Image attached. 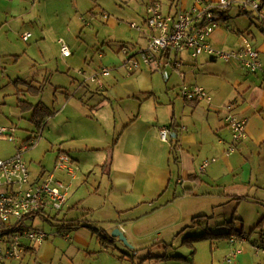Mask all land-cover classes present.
<instances>
[{
	"label": "crops",
	"instance_id": "crops-1",
	"mask_svg": "<svg viewBox=\"0 0 264 264\" xmlns=\"http://www.w3.org/2000/svg\"><path fill=\"white\" fill-rule=\"evenodd\" d=\"M149 1L141 14L145 25ZM74 3V9L80 11L77 12L80 19L82 17L83 20L89 11L94 14L96 3L93 0H74ZM33 4L30 6L28 0H0V46L3 48H0V65L5 64V58L22 55L20 51L15 52L10 48L15 41L17 45L28 44V47L24 45V54L32 58L34 45L29 42L34 39L37 43V3ZM193 6V0H168L164 1L163 10L165 14L174 15L180 9L190 10ZM230 11L211 39L212 46L219 52L237 51L248 40L246 34L253 35L249 29L252 24L248 28L247 24L236 26L235 31L230 27V20L233 25L235 21L244 19L241 15H253V12L237 10L233 15ZM39 13L38 17L43 23L44 19ZM99 19L110 21L104 10ZM259 21L264 24V20ZM112 23L115 26L117 21ZM138 31L147 44L150 31ZM25 33L32 34L27 41L22 39ZM253 37L255 41L251 44L260 53L262 66L255 74L243 70L237 60L225 62L208 55L193 58L188 52H172L168 54L170 66L164 73L142 67L128 76L122 67V45L117 50H106L105 57L100 60L99 71L91 70L90 75L79 71L83 76L82 82H66V86L55 87L64 92H61V97H58V91L54 92V107L57 108L50 109L53 114L44 127L49 120H53L55 126H60V131L51 132L53 140L44 142V145L59 149L54 163L60 154H66L80 173L74 180L57 173V177L70 186L64 208L71 197V189L82 179V171L90 174L93 168L100 170L102 177L96 193L92 195L99 204L96 208L88 206V211L110 210L115 215L128 216L129 222L152 217L162 210L180 206V203L216 201L217 196L229 199L228 203H237V206L242 202L249 203L251 190L264 188V29ZM103 67H108L111 74L103 78L104 89L99 90L95 86L92 93L87 77L96 75ZM29 77L32 79L24 81L37 85V74ZM18 79L21 78L15 80ZM184 85L205 89L212 98L211 103L186 101L181 95ZM40 99H33L32 102L37 104ZM229 115L248 121L246 138L237 145L236 152L231 156L227 155L232 145V133L226 120ZM162 125L175 126L170 143L160 139L159 128ZM43 129L36 133L34 131L36 136L27 138L23 143L39 137L38 145L43 139ZM15 142L16 136L12 143ZM21 148H15L17 153ZM253 156L259 157V163L253 164ZM211 159H216V162L207 168L204 177H199L203 162ZM43 170L37 174V178L46 173L47 170ZM220 171L238 177L226 182L220 176ZM206 209L207 206L193 208L190 217L205 213ZM136 211L139 213L135 214ZM179 216L174 209L168 218L167 222L172 223L169 224L171 228L175 227L171 232L186 225L178 219ZM198 216L206 217L205 214ZM114 217L108 220L112 226L105 231L111 233L120 227L135 247L147 245L142 241V232H133V224L129 228V222L122 223L113 220L117 219ZM59 233L64 238V232ZM162 238L163 235L158 238L159 241ZM68 240L79 246L90 245L89 233L84 230L77 231L74 237L70 232ZM248 242L247 237L239 239L236 244H231L227 239H209L194 244L182 241L191 252L185 256L188 260L179 261L180 264H264V246L260 248L252 241L249 242L250 246ZM43 244L35 245L28 253L37 250V260L49 263L56 247L48 242L46 253L41 256L39 250ZM237 249L242 253L236 254ZM166 256L158 255L157 263L161 264L159 260L164 261L163 257Z\"/></svg>",
	"mask_w": 264,
	"mask_h": 264
},
{
	"label": "rangeland",
	"instance_id": "rangeland-1",
	"mask_svg": "<svg viewBox=\"0 0 264 264\" xmlns=\"http://www.w3.org/2000/svg\"><path fill=\"white\" fill-rule=\"evenodd\" d=\"M93 1L96 3L93 9L94 14L89 11L82 20V17L80 19V16L77 15V12L80 13V11L74 9V0H28L30 6L37 3V43L34 39L29 42L30 45H34L32 58L24 54V45L28 47V44L22 42L23 45H17L15 41L14 46L10 48L14 49L15 52L20 51L19 54L22 55L5 58V64L0 65V127L16 130L15 144L7 137H0V160L14 157L17 155L16 147L21 148L29 145L30 142L26 144L23 142L31 136H36V132L33 133L35 129L30 122L32 114L30 112L22 113L18 107L19 93L13 80L15 81L17 78L31 80L32 78L29 76L37 74V86H44V92L40 100L53 110L57 108L54 107L56 102L54 92L58 91V97H61V92H64V90L60 91L55 87L66 86V82H82L83 76L81 77L79 71H85L89 75L93 70L99 71L100 60L105 57L106 50H117L125 45L131 48L132 52H138L141 47H145V39L132 26L139 27L141 32L149 30L143 22V17H141L148 0ZM164 1L167 2L168 0ZM262 3H264V0H262ZM103 10L109 15V22L107 19H99V15ZM237 10L239 11L238 7H235L230 12L235 15L234 13ZM39 12H41L44 19L43 23L40 22L38 17ZM241 18L244 19L235 21L233 25L230 20V27L235 31L236 26L247 24L248 28L252 24L249 29H251L253 35L247 33L245 36L252 43L255 41L253 36L257 37L260 34L264 29V24H260L256 12H253V15H241ZM112 21H117V24L114 26ZM59 41H64L70 48L73 54L70 58L64 59L61 56ZM1 46L0 48L3 49ZM120 55L123 61L124 56L121 53ZM88 85L91 87L90 91L94 93L95 85L91 83ZM35 102L37 103V101ZM53 123V120L48 121L42 132V141L38 145L36 142V145L28 149L22 157L28 165L32 180L36 179L37 174L43 172L44 168L47 170L46 172H52L55 167L54 162L59 149H50V147L44 145V142L48 143L53 140L54 135L51 132L60 131V126H55ZM251 160L253 164L260 161L258 156H253ZM93 170L90 174L87 171H82V179L71 189V197L62 211L48 212L52 216L57 215L58 220L66 218L67 220L81 221L82 226L72 232V236L74 237L77 231H87L90 245L87 247L69 243V240L63 238V235L59 233L60 230L55 224L45 220V216H35L26 220V226L43 230L48 234V240L44 242L41 250H39L40 255L44 256L46 253L45 249L48 242L54 244L56 251L49 263H42L37 260L36 250L33 253L27 252L22 260L13 264H158V255L163 256L165 254H167V259H164V261L159 260V262H162L161 264H180L179 259L175 257L189 256L191 252L188 246L182 244L186 237L200 235L207 230L212 233L227 232L229 229L222 226L225 222H234L237 230H243L248 234L249 242L252 241L260 248L264 246V225L257 227L264 218V188L259 191L256 189L251 190L252 198L249 200L250 202H242L238 206L237 203H228L229 199L226 200L222 199L221 196H217L216 201L200 202L195 200L189 203H180V206H175L170 210H162L152 217L149 216L129 222L128 216L124 214L115 215L109 212V208L107 209L109 211L105 212L88 211V206L92 205L93 208H96L99 204L92 195L96 193L97 185L102 177L100 176V170ZM219 174L226 182L238 177L236 174L234 176L228 175L225 171H220ZM204 175L206 174L200 172L199 177H204ZM72 184L74 185V183ZM200 206H207L205 213H198L190 217V211ZM174 209L180 214L178 219L186 225H182L180 229L171 232L175 227L171 228L172 223L167 221L170 215L174 213ZM138 213V211L135 212V214ZM200 214H205L206 217L197 219L195 228L183 230L185 226L193 225V219L199 217ZM183 215L185 216L183 217ZM114 216L117 219L113 220H119L122 223L129 222V228L133 224V232H142V241L147 242V245L142 246L140 244L141 247L137 248L129 241V246L120 241L103 243L101 239H103L105 229H110L112 226V223H108V220L115 218ZM92 228L100 230L94 232ZM161 235H163V238L159 241L158 238ZM248 245L251 246L250 243Z\"/></svg>",
	"mask_w": 264,
	"mask_h": 264
},
{
	"label": "built area",
	"instance_id": "built-area-1",
	"mask_svg": "<svg viewBox=\"0 0 264 264\" xmlns=\"http://www.w3.org/2000/svg\"><path fill=\"white\" fill-rule=\"evenodd\" d=\"M193 1V8L180 9L174 15L164 13V0L149 1L146 8V25L150 34L146 46L138 52H132L128 47L121 50L124 56L122 67L128 76L142 67L164 73L170 66L168 54L172 52H188L193 58L208 55L225 62L237 60L242 69L251 74L261 69L260 53L248 40L241 49L225 53L215 50L211 39L226 13L234 7H238L242 13L256 12L259 19L264 20L262 0ZM132 27L140 30L135 25ZM30 37V33L22 35L24 41ZM59 44L62 56L71 57L72 52L67 44L64 41H59ZM110 74V69L103 67L96 75L87 77L86 81L103 90V78ZM181 95L190 102L212 101L209 93L198 86L184 85ZM226 120L232 133V145L227 151V155L231 156L236 152L237 145L246 138L248 121L232 115ZM172 133L170 126L162 125L159 128L160 139L165 143H170ZM15 134L16 130L13 128L0 127V136L7 137L10 141L15 140ZM38 139L23 146L14 157L0 160V264L22 260L27 249H32L35 245L40 246L47 240V233L40 229L28 228L26 220L41 211H62L70 186L61 181L57 173L65 174L74 180L79 171L68 155L60 154L52 172H46L37 180H32L28 165L22 157L28 149L38 143ZM214 162L216 159L204 161L201 173L204 174ZM64 238L69 239V233H65ZM238 240L232 237L229 241L236 244ZM241 253L242 250H236V254Z\"/></svg>",
	"mask_w": 264,
	"mask_h": 264
},
{
	"label": "trees",
	"instance_id": "trees-1",
	"mask_svg": "<svg viewBox=\"0 0 264 264\" xmlns=\"http://www.w3.org/2000/svg\"><path fill=\"white\" fill-rule=\"evenodd\" d=\"M125 47L126 46L124 45L122 47V49ZM120 53H121V51H120ZM14 84L17 85L18 87L16 86V88L19 89V90L17 89V91L19 93V95H18V107H19V109L21 110L22 113H29L30 112L32 114L31 118H30V122L32 123V125L35 128V132H40L43 129L46 120L49 117H51L53 114V112L50 110V108L48 106H46L41 100L37 104L32 102L33 99H40V97L42 96V94L44 92V86L43 85H40V86L33 85L32 83H29V82L21 80V79L15 80ZM170 127L174 131L175 126L171 125ZM38 138L39 137H37V139ZM48 212H51V211L38 212L37 214L33 215L32 218H34L35 216H37V217L45 216L46 221L52 222L53 224H55V226H57L61 232H64V234L74 232L82 226L81 221L67 220L66 218L58 220L57 215L52 216V215H50V213L48 214ZM29 218H31V217H29ZM201 218H204V217L201 216V217L194 218L193 219V225H191L187 228H195V225L197 223L196 220L201 219ZM57 221L59 223H56ZM234 224H235L234 222L223 223L222 226H225L229 229L227 232L212 233L211 231L207 230L200 235H193V236L186 237L183 240V243L194 244L196 242L203 241V240H209V239H211V240H217V239L230 240L232 237H236L237 239H242V238H246V237L248 238V234L243 230L242 231L237 230L235 228ZM262 225H264V218L257 225V227H262ZM187 228H185V230ZM92 230L94 232H98L100 229L92 228ZM101 241H103V243H106V242L113 243L116 240L111 237L110 233H108L107 231H104V236H103V239H101ZM32 250L33 249L29 248V249H27V252H30ZM165 258L166 257H163V259H165ZM175 258L179 259V260H183V259L188 260V258L182 257V256H176Z\"/></svg>",
	"mask_w": 264,
	"mask_h": 264
},
{
	"label": "water",
	"instance_id": "water-1",
	"mask_svg": "<svg viewBox=\"0 0 264 264\" xmlns=\"http://www.w3.org/2000/svg\"><path fill=\"white\" fill-rule=\"evenodd\" d=\"M111 237L114 238L115 240H118L125 244L126 246H129L128 239L125 236L124 232L121 230L120 227L115 228L111 233ZM133 248V247H132Z\"/></svg>",
	"mask_w": 264,
	"mask_h": 264
}]
</instances>
